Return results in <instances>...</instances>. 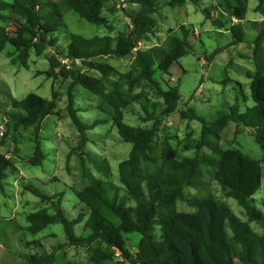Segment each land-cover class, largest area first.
I'll use <instances>...</instances> for the list:
<instances>
[{
  "label": "trees",
  "instance_id": "trees-1",
  "mask_svg": "<svg viewBox=\"0 0 264 264\" xmlns=\"http://www.w3.org/2000/svg\"><path fill=\"white\" fill-rule=\"evenodd\" d=\"M189 1L203 2L163 0V3L179 8ZM212 1V8L203 10L205 19L211 20L216 29L231 33L235 38L233 46L247 43V29L254 32L250 36L254 70L246 73L251 81L254 105L241 112L240 106L234 104L211 123H206L192 109L182 111V120H197L203 125L200 137L191 139L188 135L187 144L179 150L172 138L160 134L164 119L178 109L181 100L179 88L169 86L163 76H171L172 67L189 54L191 29L181 25L179 31H170L164 42H155L159 40L155 20L162 8L159 0H0V55L5 54L14 65L28 67L34 50L37 56L46 55L50 63V69L38 75L69 82L67 108L80 139L74 152L80 151L79 157L84 161L83 151L89 142L87 132L103 123L95 120L86 125L81 121L74 102L78 86L99 98L97 109L108 115L122 141L132 145L128 157L118 165L122 188L114 186L116 191L112 193L106 181L91 177L88 185L74 190L79 202L87 208L74 220H69L62 209L63 193L50 196L32 184L22 183L23 190L38 197L45 206L27 216L31 233L38 234L50 225L62 224L67 245L89 251L92 264H123L124 261L129 264H264V197L255 204L264 177V18L248 21L244 28L249 0ZM119 4L138 6L139 11L133 15L127 13L131 24L114 37L110 35L114 27L105 12H117ZM69 11L91 25L106 28L110 34L92 38L72 34L62 51L58 50L61 35L57 33L65 26V14ZM255 12L264 13V0H258ZM213 13L217 15L215 18ZM11 23L17 25L20 36L9 32ZM50 48L59 53L48 55ZM222 51L223 48L216 49L209 58ZM120 58L131 59L124 72L109 63V59ZM127 113L138 115L143 125H128ZM5 114L6 132L0 146H4L8 137L14 140L20 129H33L35 147L27 159L21 158L17 148L14 157L0 153V184L9 169L20 173L16 160L41 165L47 159L40 134L43 121L58 114L56 97L49 100L29 94L22 100L9 102ZM230 124H234L236 136L245 129L253 131L262 150L260 159L250 157L239 148L222 149L221 134ZM189 151L194 155H185ZM71 156L72 152L68 163ZM98 169L102 170V166L98 165ZM206 174L218 184L224 198L235 200L244 209L247 220L206 190ZM188 188L202 195H184ZM180 201L196 211L179 212ZM51 209L53 214L49 212ZM252 223L259 225L262 232H256ZM81 224L84 234L78 236L75 227ZM133 233L141 237L130 250L127 235ZM34 244L37 242L30 243ZM56 254V251L32 254L28 264H57ZM117 257L123 262H117ZM67 264L85 263L69 261Z\"/></svg>",
  "mask_w": 264,
  "mask_h": 264
},
{
  "label": "rangeland",
  "instance_id": "rangeland-1",
  "mask_svg": "<svg viewBox=\"0 0 264 264\" xmlns=\"http://www.w3.org/2000/svg\"><path fill=\"white\" fill-rule=\"evenodd\" d=\"M159 2L162 8L155 15L159 40L155 39V42H164L166 35L172 30L179 31L181 25L191 29L189 54L172 67L171 76H163L169 86L179 88L181 100L178 109L164 119L160 134H167L172 138L174 146L181 150L189 138L200 137L203 125L197 120H182L180 117L182 111L192 109L206 123H211L219 113L228 111L234 104L240 106L241 112L254 105L250 94L251 81L246 75L249 70H254L250 59L252 55L250 36H254V32L247 29L249 33L247 43L233 46L235 38L231 33L216 29L211 20L205 19L203 10L212 8V0H203L200 4L189 1L179 8L164 6L163 0ZM257 4L258 0H249L247 21L242 24L244 28H247L248 21L264 18V13L255 12ZM109 8H112V3L109 4ZM137 11H139L138 6L126 4L123 7L119 4L117 12H105V16L114 27L111 34L106 28L91 25L80 19L76 13L69 11L65 14V26L57 33L61 35V47L58 50L64 48L72 34H80L86 38L109 34L116 37L120 32H125L131 24L127 13L133 15ZM213 15L214 18L217 16L215 13ZM8 30L13 36H20L16 24L11 23ZM194 30L197 33H194ZM220 48H223V51L210 59L209 56ZM50 49L48 55L59 53L55 48ZM109 63L124 72L128 70L131 59H109ZM27 65L28 67L14 65L5 54L0 55V141L6 132L5 110L8 103L14 99L22 100L32 93L49 100L56 97L58 114L47 117L42 123L40 142L47 159L41 165H30L23 160L34 152L33 129H20L14 140L8 137L4 141V146H0V153L14 157L18 149L23 158L22 161H15L20 173L9 169L6 179L0 184V264H28V257L32 254L53 251L57 252V264H67L69 261L92 264L89 260V251L67 245L62 224L50 225L38 234L29 231L27 216L45 206L31 192L24 191L22 183L32 184L50 196L63 193L62 209L69 220H74L83 210H87L86 206L79 202L74 190H81L88 185L91 177L106 181L112 193L116 191L114 186L122 188L118 165L128 157L132 145L122 141L108 115L97 109L99 98L78 86L75 90L74 102L75 108L80 111L81 121L86 125L92 124L95 120L103 121L97 128L87 132L89 142L83 151V161L79 157L80 151H75L76 154L74 152L80 139L67 108L69 82L60 78H49L45 74L38 75L39 72L48 71L50 63L46 55L37 56L34 50L30 53ZM165 87L167 88V85ZM138 118V115L125 114V122L130 126L143 125ZM235 130L234 124H230L221 134L222 149L239 148L250 157L260 159L262 150L255 140L253 131L245 129L236 136ZM1 132H4V135ZM204 151L209 152V149ZM70 152L72 156L68 163ZM185 155L193 156L194 152L189 151ZM98 165L102 166V170L98 169ZM204 182L207 191L213 192L217 198L225 201L243 220L248 219L244 209L238 206L235 200L223 197L220 187L212 181L209 174L204 177ZM111 186L113 187L110 188ZM121 193L124 194V190H121ZM184 195L202 194L188 188L184 190ZM256 196L255 204L258 205L264 197V177L262 187ZM177 209L186 213L196 211V208L181 201L177 203ZM49 212L54 213L52 209ZM252 226L256 232H262L259 225L252 223ZM75 233L78 236L84 234L83 224L75 227ZM127 237L131 241L128 243V248L131 250L141 236L139 233H133ZM32 242L37 244L30 245ZM116 261L123 262V259L117 257ZM124 262L123 264H129Z\"/></svg>",
  "mask_w": 264,
  "mask_h": 264
},
{
  "label": "clouds",
  "instance_id": "clouds-1",
  "mask_svg": "<svg viewBox=\"0 0 264 264\" xmlns=\"http://www.w3.org/2000/svg\"><path fill=\"white\" fill-rule=\"evenodd\" d=\"M262 20H263V19H262ZM235 21H237V23H238V20H235ZM256 21H257V20H256ZM258 21H259V20H258ZM195 33H197V32L195 31ZM141 45H142L141 47L143 48L144 45H143V44H141ZM4 127H5V125H4ZM4 130H5V129H4ZM1 134L4 135V132H1Z\"/></svg>",
  "mask_w": 264,
  "mask_h": 264
},
{
  "label": "crops",
  "instance_id": "crops-1",
  "mask_svg": "<svg viewBox=\"0 0 264 264\" xmlns=\"http://www.w3.org/2000/svg\"><path fill=\"white\" fill-rule=\"evenodd\" d=\"M253 21H256V20H253ZM259 21H261V20H259Z\"/></svg>",
  "mask_w": 264,
  "mask_h": 264
},
{
  "label": "built area",
  "instance_id": "built-area-1",
  "mask_svg": "<svg viewBox=\"0 0 264 264\" xmlns=\"http://www.w3.org/2000/svg\"><path fill=\"white\" fill-rule=\"evenodd\" d=\"M142 46V45H141Z\"/></svg>",
  "mask_w": 264,
  "mask_h": 264
}]
</instances>
